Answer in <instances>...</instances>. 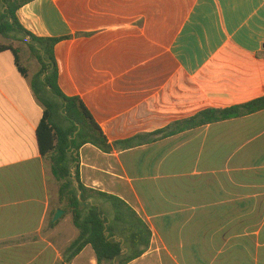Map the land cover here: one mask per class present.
Instances as JSON below:
<instances>
[{
	"label": "crops",
	"instance_id": "crops-1",
	"mask_svg": "<svg viewBox=\"0 0 264 264\" xmlns=\"http://www.w3.org/2000/svg\"><path fill=\"white\" fill-rule=\"evenodd\" d=\"M17 17L36 37H72L55 48L60 88L110 142L264 97V0H35ZM141 52L155 55L143 63ZM141 62L146 72L129 74ZM23 68L0 53V264H58L79 232L42 155L44 107ZM78 165L85 187L150 229L129 264H264V111L111 154L86 144ZM71 264H97L93 248Z\"/></svg>",
	"mask_w": 264,
	"mask_h": 264
},
{
	"label": "trees",
	"instance_id": "trees-1",
	"mask_svg": "<svg viewBox=\"0 0 264 264\" xmlns=\"http://www.w3.org/2000/svg\"><path fill=\"white\" fill-rule=\"evenodd\" d=\"M33 1L0 0V36L17 40V36L23 34L25 43L41 65V71L32 80L36 99L44 107L37 130L38 141L42 155L51 156L52 173L60 183V200L66 203V212L72 215L73 225L79 232L64 250L63 261L58 264H71L87 246L93 248L97 264H129L149 248L151 231L121 199L84 186L78 165L80 149L91 144L103 153L111 154L115 150L136 148L202 126L250 116L264 111V97L233 107L206 109L153 133L110 142L83 100L78 96H67L60 88L55 48L72 37L40 38L28 33L20 24L18 10ZM6 51L13 53L19 72L27 77V71L21 65L20 51L11 45H1L0 53ZM90 199H95L92 204ZM102 200L106 201L107 207ZM114 237L124 240V244ZM126 248L129 251L124 254Z\"/></svg>",
	"mask_w": 264,
	"mask_h": 264
},
{
	"label": "rangeland",
	"instance_id": "rangeland-1",
	"mask_svg": "<svg viewBox=\"0 0 264 264\" xmlns=\"http://www.w3.org/2000/svg\"><path fill=\"white\" fill-rule=\"evenodd\" d=\"M1 45H5V46L11 45L12 47L20 51L21 65L23 67H26V69L31 75L32 80L36 77L37 74H39V72L41 71V65L38 62L37 58L31 53L28 45L25 43V38L23 34H19L17 36V40L7 39V38L0 36V46ZM154 55L155 53L153 52H143V53L141 52V53H138L137 56H138L139 61L144 60L143 61L144 63V62H147L149 59H152ZM98 58L99 57H96L93 59L98 60ZM138 64H141L139 68H129V74H137L138 72L143 73L144 71L146 72L148 66L151 65L148 63L143 65L142 62ZM144 66H147V68H145ZM91 70L96 71L97 73H101L102 71H104V69L100 67H95V68L92 67ZM124 71L126 72V69ZM120 72L121 70H119L117 73L115 72L114 75L116 74L120 75L121 74ZM73 84H74L73 85L74 88L76 89L75 91H77L79 85L76 83H73Z\"/></svg>",
	"mask_w": 264,
	"mask_h": 264
},
{
	"label": "water",
	"instance_id": "water-1",
	"mask_svg": "<svg viewBox=\"0 0 264 264\" xmlns=\"http://www.w3.org/2000/svg\"><path fill=\"white\" fill-rule=\"evenodd\" d=\"M64 214H65V212L62 211V210L57 211V213H56L55 216H54L53 221H54V222L58 221V220H59ZM115 240H116V241H119V239H115Z\"/></svg>",
	"mask_w": 264,
	"mask_h": 264
}]
</instances>
